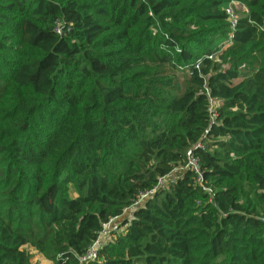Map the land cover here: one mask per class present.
<instances>
[{"label": "trees", "instance_id": "1", "mask_svg": "<svg viewBox=\"0 0 264 264\" xmlns=\"http://www.w3.org/2000/svg\"><path fill=\"white\" fill-rule=\"evenodd\" d=\"M229 1L0 0V264H264V0Z\"/></svg>", "mask_w": 264, "mask_h": 264}, {"label": "built area", "instance_id": "2", "mask_svg": "<svg viewBox=\"0 0 264 264\" xmlns=\"http://www.w3.org/2000/svg\"><path fill=\"white\" fill-rule=\"evenodd\" d=\"M244 7V9L247 11V8L245 5H241V4H238L237 2L233 1V0H230L229 3L225 6V13L227 15V18H228V21L230 23V27L233 29L239 19V16L235 13V9L234 7ZM55 31L57 33H61V26L59 23H56L55 25ZM230 38L228 39V42L231 41L232 39V34H230L229 36ZM210 58H212V56H209ZM197 66V65H196ZM209 101H210V105H213V107L215 105H217V103L212 99V98H209ZM212 110H214V108H212ZM195 147L196 148H203V145L201 142H198L197 144H195ZM187 163L184 167H181L179 168L178 170H176V172H174L172 175H176L178 173H181L183 170H192L195 174H196V179L199 183H201L202 181V173H201V170H200V167H199V162H198V159L193 155L192 151L191 150H188L187 151ZM173 176H170V177H173ZM166 180V177H163L161 178L160 180V183L164 182ZM203 189L204 190H208L210 191L209 189L205 188L203 186ZM154 192V189L152 190H149V191H146L144 193H141L139 195V198L138 200L135 202V205L140 203L142 200H144L145 198L149 197L150 195H152ZM114 220H119L118 218H112L110 219L109 221H107L106 223H103L102 224V230L98 236V238L94 241V243L89 247L87 253L81 257V260H92L95 258V255H96V251L98 249V247H100L104 241V238H102L105 234H107L111 228H114L112 223ZM112 225V226H111Z\"/></svg>", "mask_w": 264, "mask_h": 264}, {"label": "rangeland", "instance_id": "3", "mask_svg": "<svg viewBox=\"0 0 264 264\" xmlns=\"http://www.w3.org/2000/svg\"><path fill=\"white\" fill-rule=\"evenodd\" d=\"M234 9H235V13L240 17L241 15H243V13L244 12H247L245 9H244V7H242V6H240V7H238V6H236V7H234ZM178 77H179V80H182L183 79V75L184 74H180V73H175ZM174 172H176V171H174ZM69 194L71 195V196H74L75 195V192H74V190L71 188L70 189V192H69ZM131 214H130V212L127 214V215H125L126 217L127 216H130ZM124 217V216H123ZM123 217H121V218H123ZM125 218V217H124ZM123 218V219H124ZM120 221L119 222H117L118 220H114L113 221V223H112V225H113V227H115L116 225H117V227H118V225L120 224V223H123L124 222V220H121V219H119ZM111 225V226H112ZM120 228V227H119ZM121 229V228H120ZM112 231V230H111ZM111 231H110V233L108 234H105L102 238H104V240L105 239H110L111 238V236H112V234H111ZM28 249H29V252L30 253H32V256H31V263L32 264H53L51 261H49L48 259H46L40 252H38L36 249H34L33 247H28Z\"/></svg>", "mask_w": 264, "mask_h": 264}]
</instances>
